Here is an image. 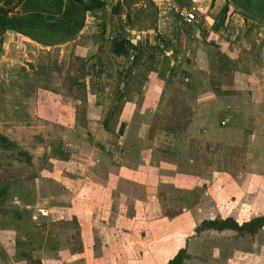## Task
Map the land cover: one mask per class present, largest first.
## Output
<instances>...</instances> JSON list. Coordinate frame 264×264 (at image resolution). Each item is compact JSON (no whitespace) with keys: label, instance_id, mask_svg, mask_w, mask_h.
Segmentation results:
<instances>
[{"label":"rangeland","instance_id":"obj_1","mask_svg":"<svg viewBox=\"0 0 264 264\" xmlns=\"http://www.w3.org/2000/svg\"><path fill=\"white\" fill-rule=\"evenodd\" d=\"M5 1L0 6L9 8V16L60 17L64 8L51 0ZM106 1L95 18L100 20L88 19L91 29L34 32L36 40L0 32V135L8 140L0 147V187H8L0 197V264H23L28 256L32 264H159L161 254L171 257L179 249L180 264H264V222L252 234L195 229L209 216L241 224L264 214V11L237 0H198V19L189 27L177 21L179 34H172L158 27V9L188 0H130L116 14V0ZM103 22L102 37L96 26ZM116 31L136 41L143 54L155 46L166 51L163 61L158 53L151 60L158 70L134 72L132 97L116 104L118 118L143 115L134 120L147 135L143 131L141 143L133 139L130 155L114 171L95 170L92 160L86 164L88 156L54 161L51 150L66 133L59 127L69 134L71 124L81 126L85 118L83 82L74 87L69 79L81 78L84 57L95 45L106 52L111 40L105 37ZM116 63L122 70L124 62ZM104 66L106 74L119 76L106 60ZM33 90L47 101V130L35 124L39 134L18 123L27 121L22 113L28 104L40 110L28 102ZM75 132L92 146L81 127ZM18 187L33 188L48 202L37 197L24 204L14 193ZM17 238L21 244L11 255L4 245Z\"/></svg>","mask_w":264,"mask_h":264},{"label":"crops","instance_id":"obj_2","mask_svg":"<svg viewBox=\"0 0 264 264\" xmlns=\"http://www.w3.org/2000/svg\"><path fill=\"white\" fill-rule=\"evenodd\" d=\"M101 1L104 2V6L108 2L106 0H101ZM119 1H120L119 5L122 7L121 9L124 8L123 7L124 3H127L128 1L130 2V0H116L114 2V4L116 5V2H119ZM158 11H159V9H158ZM97 15H100V13L86 11L84 14L83 22H82L83 27L81 26L82 29H84V28L91 29L90 25H88L90 23H87L88 19L94 18V20H95ZM99 20L100 19H98V20L96 19L95 22H97ZM182 25H185L186 27L190 26V25H187L185 23H182ZM103 26L105 27L104 22L99 23L96 26L100 30L99 33H101ZM168 28L172 30V32H171L172 34H174V32H175L174 30H176L175 34H179V32H177V30H179L178 25L177 26L176 25H170ZM99 33L96 32L95 34L97 35ZM168 34H170V33L168 32ZM103 35L104 34H101L102 37H103ZM111 36L112 35L109 34L105 38L108 40H111ZM141 38H143V37H140L139 39H137V41L139 40L140 44H147V43H145V40L142 42ZM134 42H136V41H134ZM99 44H100V42H99ZM111 45H112V40H111V42L108 41L109 49H107L106 52H102L101 48L97 50L96 49L97 45H95L94 49H91L92 51H90L91 54L89 56L84 57V61H82V66L80 67L81 78L77 79L78 82H83L81 85L83 87L84 92H82L81 102L83 103V106L85 108V110H84V117H85L84 123L82 122L81 126H77V124L75 126H73L74 124H71L72 128L68 129L69 134L67 131L68 127H66V128L59 127L60 133L63 132L64 130H66V133H63V136L58 137L59 138L58 140L61 144V149L63 151V154L66 156L65 160H68L69 156L70 157L71 156H74V157L77 156V158H81V159H84V158L86 159V157L88 156L86 164H89V161L92 160V162H93L92 166L95 170H97V168L103 167L104 170H107V171H114L115 165H117V164L120 165V162H122V160L126 159L127 156L130 155V153H131V146L130 145H131V143H133V139H135L137 142L141 143L142 139L144 138L143 131H144V135H145V130H146V135H147V129L145 127H143L144 125L140 121L134 120V117L141 119V117L143 115L133 114V116H132L133 118L129 117V119L128 118H118L117 115L119 112H118V109H116V104L118 103V101H120L123 98L126 99V98L132 97L134 90L132 89L131 86H129V84H130V79L133 78V75H135L134 72L135 71H136V73L146 72L150 66H152V67L154 66L151 63V60L153 59V57H155L154 54L156 55L158 53V56L156 55V59L159 57L160 61L164 58V55L166 54V51H162V49L158 50L159 48L154 45L155 51H153V53H148V55H147V53H144L141 56L139 55V57H136V55L132 51L129 50L128 53L125 55L116 56V55L112 54V52H111ZM136 49H137V47H136ZM140 51H142V49ZM143 52L144 51H142V53ZM130 56H133L132 59H130ZM105 60L107 61L108 65L109 64L113 65V67L115 68L114 73L115 74L119 73L118 77H114L115 75L111 74L112 72L110 73V75L106 74V69H105L106 66H104ZM119 60H122L124 62V67L122 70L116 71V68H118V66H116V64H118V63H116V62H118ZM83 62H85V63H83ZM157 66L159 67V65H155V67H153V68H155V70H158ZM138 68H139V70H138ZM145 68H147V69L145 70ZM147 76H146V79L144 80L143 85H141V86H143L142 92L146 91L148 89V87L146 86L147 85V83H146ZM79 86H80V84L77 87H79ZM29 88L30 87H28V89ZM252 92H254V90ZM30 93H31V95L29 94V96L27 98L28 102H36V107L40 110L37 111V113H36V111H34V109L31 108L30 105L28 104L27 109L24 110L25 113L24 114L22 113V121H24L23 120L24 118H26L27 121L26 122H18V123H22V126L26 127L27 133L29 131H31V132H33V134L34 133L39 134L40 130L38 131V129H37V131H34V129L36 128L35 124H41V127H42L41 130H44V131L47 130V127L44 126L45 123H47L48 119H49V117L46 113L47 101H45V102L42 101L41 98H39V96L36 95L37 92L34 90H33V92H30ZM259 93H260L259 90L255 91L253 93V96L257 97V96H259ZM132 102H134V101L132 100ZM141 105H142V103H141ZM144 105L145 106H144L143 111L146 112V108H145L146 103ZM29 108H31V109H29ZM54 122L58 123V124H62V122L60 120H58V121L56 120ZM12 124H17V123L12 122ZM79 127H81L82 130H84V135L87 134V138L91 139L93 144L92 143L90 144V146L92 145L90 148H89V144H87L88 147L85 145L86 142L83 139H80V140L77 139L79 137L76 136L77 133L75 132V130H76V128H79ZM15 128H16V126H15ZM70 130H72V132H74L75 136L73 135V133H71ZM41 134H43V136L45 137V135H44L45 133H41ZM23 135H24V133H23ZM23 135H22V137H23ZM82 135H83V133H82ZM22 137L20 139H18L19 136H17V137L13 136L14 140H16V141H20L22 139ZM47 138H50V136H48ZM51 138H54V136ZM55 138H57V137H55ZM68 139H69V141H67ZM127 139H129L128 142H127ZM75 149H78V152L72 151ZM153 149L154 148H152V151H154ZM134 154L137 155V152H134ZM65 160L55 159L54 161L64 162ZM35 188H36L35 190H38L37 186H35ZM200 188H201V186H200ZM201 189L206 190V189H208V186L204 185V186H202ZM34 194H39V192L35 191ZM38 198L41 199L42 197L38 196ZM38 198H36V200L39 201L40 199H38ZM41 200L45 201L46 198H43ZM20 202H22V201H20ZM47 202H48V200H46V203ZM26 203H27V205H29L33 202H26ZM49 203L52 204V200H50ZM46 207H47V205L45 204V205H42L41 207H38V208L40 210L41 209L45 210ZM205 218L210 219V218H212V216L211 217L210 216L205 217ZM172 244H173V242L172 243L170 242L169 246L171 247ZM155 255L157 258L159 256V252H156ZM160 257H161V259L162 258L163 259L160 260L161 263H159V264H165V262L168 259H170L172 257V255H171V257L164 258L161 254ZM33 262L34 261H32V257L28 256L27 260L23 264H32ZM37 264H43V261L41 259H39V263H37Z\"/></svg>","mask_w":264,"mask_h":264},{"label":"trees","instance_id":"obj_3","mask_svg":"<svg viewBox=\"0 0 264 264\" xmlns=\"http://www.w3.org/2000/svg\"><path fill=\"white\" fill-rule=\"evenodd\" d=\"M10 0H6L5 3L8 4ZM53 3H57V7L59 8L60 4H63V11L60 13V17H55L53 13H47L45 17L42 16V13H33L30 12L26 14L25 16H13V15H7L9 12L8 7H2L0 6V32L5 30H13L16 33H19L21 35H24L26 37H29L31 39H34L33 33L34 32H43L44 30H49L52 33L61 31L66 34H73L74 31L79 29L82 26L84 14L86 11L91 12H97L100 13V10L104 6V2L101 0H64V2L61 0H51ZM240 6H248L251 10L254 9V11H264V0H237ZM51 3V4H53ZM120 10V5L118 2H116V5L112 7V14H116ZM79 16L77 19L76 17ZM244 18L246 16H243ZM46 19H52L56 20L55 22H46ZM105 27H102L101 33L104 34ZM112 45H111V52L112 54L119 56V55H125L128 53V51H132L136 57L141 56L143 53L142 51L136 49V46L130 43L126 36L123 35L121 32L116 31L114 37L111 36ZM160 50V49H158ZM163 51V50H162ZM165 58V57H164ZM163 58V59H164ZM162 59V61H163ZM162 69H164L166 72H168L169 75L173 74V71L169 66L164 63L161 65ZM78 78H71L69 79L70 82L74 87H77L79 85V82L77 80ZM222 121V120H221ZM8 142L5 136L0 135V147L2 148L3 142ZM57 146L53 147L51 150V153L55 156V159L65 160L66 156L63 154V151L61 149L60 142H56ZM28 160V158H27ZM20 186V185H18ZM8 187L1 186L0 187V197H2L4 194L7 193ZM21 191L24 193V196L22 197L18 192ZM14 193L16 196H19V200L24 202H33L35 203L37 195L35 196V192H33L32 189L27 188L20 189V187L17 188V191ZM14 194V195H15ZM32 194V197L30 198ZM14 195H11L12 198L15 197ZM29 200V201H28ZM264 222V214H253L247 221L238 224L231 218H213V219H204L200 222V224L195 228L196 231L201 230H207V229H213L217 231L230 229L237 233L239 231L244 232V230H250L246 231L249 233H254V230L257 229V227L261 226ZM1 233V231H0ZM18 242V243H17ZM21 240L17 238L16 240H11V243H5V249L10 252V254H14V250L16 249V246H20ZM183 249H179L176 254H174L170 259H168L165 264H180L181 263V254L183 253Z\"/></svg>","mask_w":264,"mask_h":264},{"label":"built area","instance_id":"obj_4","mask_svg":"<svg viewBox=\"0 0 264 264\" xmlns=\"http://www.w3.org/2000/svg\"><path fill=\"white\" fill-rule=\"evenodd\" d=\"M199 4L198 0H188L187 4L182 6H175L171 2H166L162 8H159L158 27L168 28L170 25H176L177 21H183V23L187 25H193L199 17ZM126 39L135 45L132 39H129V37H126ZM132 57L133 56H130V59H132ZM220 124L223 125L224 121H220Z\"/></svg>","mask_w":264,"mask_h":264}]
</instances>
